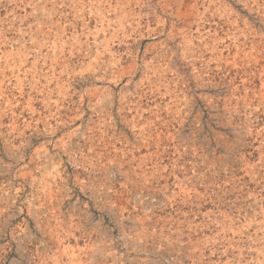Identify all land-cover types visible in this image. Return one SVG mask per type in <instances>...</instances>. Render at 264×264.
<instances>
[{
    "label": "rangeland",
    "instance_id": "rangeland-1",
    "mask_svg": "<svg viewBox=\"0 0 264 264\" xmlns=\"http://www.w3.org/2000/svg\"><path fill=\"white\" fill-rule=\"evenodd\" d=\"M0 264H264V0H0Z\"/></svg>",
    "mask_w": 264,
    "mask_h": 264
}]
</instances>
